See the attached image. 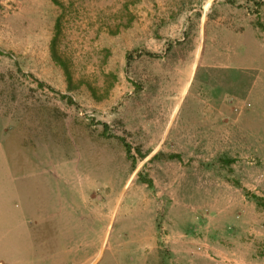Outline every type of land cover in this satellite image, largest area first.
I'll return each instance as SVG.
<instances>
[{
  "label": "rangeland",
  "instance_id": "1",
  "mask_svg": "<svg viewBox=\"0 0 264 264\" xmlns=\"http://www.w3.org/2000/svg\"><path fill=\"white\" fill-rule=\"evenodd\" d=\"M39 161L81 264H264V0H0V192L52 212Z\"/></svg>",
  "mask_w": 264,
  "mask_h": 264
},
{
  "label": "crops",
  "instance_id": "2",
  "mask_svg": "<svg viewBox=\"0 0 264 264\" xmlns=\"http://www.w3.org/2000/svg\"><path fill=\"white\" fill-rule=\"evenodd\" d=\"M61 164L60 167L53 164L56 168L48 169L46 162L39 161L41 174L47 176L51 174V177L57 181H61L62 178L66 186L71 187L72 192L67 194L68 201L61 204L62 206L57 210L50 212L42 190L33 192L27 189L24 191L11 189L8 192H0V228L7 230L2 236L3 239H0V247L3 249V253H0V262L3 264H40L44 260V262L51 260V264H60L63 262H60L62 254L57 248L63 243V239L68 241L67 247L64 248L70 258L68 261H73L69 264L87 262L94 255L93 252L87 259L83 255L88 252L90 246H95L94 221H90L88 206L84 205L79 209L74 204L75 192L73 191L75 188L78 189V184L76 186V182L73 183L72 179L78 176L77 168L74 162L64 163L67 167L64 169H62L63 163ZM58 168L62 170L59 171ZM83 189V197L86 198L88 187L84 185ZM61 195L63 198L64 193L62 192ZM49 229L54 230L52 239L57 247L51 253L50 260L42 250V243L47 238ZM69 245L73 248L70 249ZM74 245L77 248H74Z\"/></svg>",
  "mask_w": 264,
  "mask_h": 264
},
{
  "label": "trees",
  "instance_id": "3",
  "mask_svg": "<svg viewBox=\"0 0 264 264\" xmlns=\"http://www.w3.org/2000/svg\"><path fill=\"white\" fill-rule=\"evenodd\" d=\"M128 152L131 153L130 148H129ZM254 197L257 199L258 203L264 205V198L263 197H259L258 195H254Z\"/></svg>",
  "mask_w": 264,
  "mask_h": 264
}]
</instances>
